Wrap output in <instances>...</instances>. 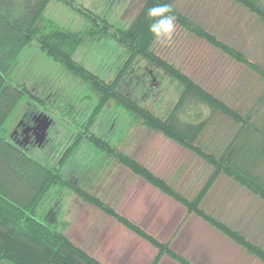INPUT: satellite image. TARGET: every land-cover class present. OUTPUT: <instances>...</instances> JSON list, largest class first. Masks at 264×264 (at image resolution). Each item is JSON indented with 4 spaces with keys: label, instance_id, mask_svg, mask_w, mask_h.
Returning a JSON list of instances; mask_svg holds the SVG:
<instances>
[{
    "label": "rangeland",
    "instance_id": "rangeland-1",
    "mask_svg": "<svg viewBox=\"0 0 264 264\" xmlns=\"http://www.w3.org/2000/svg\"><path fill=\"white\" fill-rule=\"evenodd\" d=\"M68 1L71 2V5L66 0H49L43 17L60 29L75 32L94 27L104 29L107 23L126 29L142 6V0ZM173 6L192 23L216 35L222 42L241 51L247 59L264 68V24L243 6L235 3L234 0H174ZM154 51L156 55L173 64L207 90L223 95L229 103H233L232 101L237 99L240 106L250 105V101L252 102L262 87V81L255 74L176 22L171 42L157 40ZM73 58L90 71L100 75L105 81L111 80L117 69L116 65H121L125 61L122 48L118 47L116 42L111 39L100 41L87 39L77 49ZM146 66L143 61L138 62L135 66L136 73ZM156 73L158 86L162 89L159 93L152 90L147 93V96L142 95L143 90L139 89L136 82H131L135 86L134 88L125 85L124 91L149 110L160 114L166 111L163 108L165 103L174 99L177 84L161 71ZM9 77L13 82L26 84L30 92L41 101L40 105L34 104L26 98L19 101L6 124L9 135L11 136L21 121H30L32 115L43 114L52 120L53 125L47 129V137L51 139L48 145L44 148L31 147L28 151L43 161L52 155L53 147L58 142L57 133L59 136L65 133V125L62 122L65 113L71 109L75 110V108L83 109L85 111L81 114L83 117L89 112L93 102H97L99 98L94 95V100L92 98L82 99L86 93L82 83L69 71L62 68L55 59L42 52L36 44L29 45L20 52ZM236 127L227 117L216 113L213 116V121L205 129L200 143L207 144L208 149L210 147L216 152H221ZM93 130L109 142L114 143L118 150L131 156H140V152L145 151L148 154L147 162L151 163L154 168L161 164L167 170L174 168L177 171L179 167V171H181L184 169L181 164L188 163L190 171L183 170L182 175L179 174V171L178 175L175 172V178H173L175 186L177 184L176 190L188 198L195 195L211 172V167L206 162L193 153L187 152L186 149H181L182 147L180 148L178 144L177 146L166 143V141L162 143L160 140H156L160 139L162 135L142 127L140 121L131 125L126 111L113 102L108 103L99 114ZM262 168L264 170V167ZM64 172L68 178L77 181L107 203L116 196L115 187L123 186L126 181V185L119 189V192L124 196L130 195L131 197L133 193L135 195L142 194L139 202L128 204L137 213H141L140 215L144 213L145 219V215L148 214V217L157 220L153 224L159 231L160 228L163 230L165 228V232H169L180 219L185 218L184 211L187 209L181 203L176 202L162 191L160 192L163 195L158 192L154 193L157 188L152 184L132 174L119 164L109 162L86 143L80 144L67 162ZM262 175L264 177V173ZM107 177L109 180H106V183L104 181ZM108 186L110 187L108 188ZM137 188L140 190L135 191ZM146 188L149 190L146 191ZM209 191L204 201L205 208L209 210L216 208L215 215L217 217H220L223 222H228L231 227L239 230L264 248V202L249 194L244 188L224 175L216 179ZM165 195L182 207L167 199ZM113 201L115 202V199ZM48 204L49 210L45 211L52 216L53 223L58 226L65 223L64 233L67 237L84 251L89 252L93 249L95 253H100L96 257L103 261L104 259L108 260V263L111 261L103 255L104 252L106 255L109 254L110 258L116 259L117 253H121V250L131 256L136 253L134 254L136 257L139 251L142 255V259H137L139 264H153L158 255L157 251L156 255H153L155 247L149 242L132 235L126 237L127 233L120 227L123 226L121 223L95 206L84 202L67 188L61 189L57 198ZM207 227L205 226V229L196 238L199 241L204 240L207 242L206 244L209 242L214 244V247L207 246L205 249L210 254V261L207 264H264L227 237L214 231V228L209 227L208 229ZM87 230L90 235L89 241H87ZM189 233L187 235L191 237ZM189 240L192 238L187 239V241ZM218 248L225 259H222L220 252L215 251ZM103 250L105 251L103 252ZM216 255L219 258L221 256L219 263V258L212 259ZM163 256L165 255H162L156 264ZM166 260L161 264H174V262L179 264L168 256Z\"/></svg>",
    "mask_w": 264,
    "mask_h": 264
},
{
    "label": "trees",
    "instance_id": "trees-1",
    "mask_svg": "<svg viewBox=\"0 0 264 264\" xmlns=\"http://www.w3.org/2000/svg\"><path fill=\"white\" fill-rule=\"evenodd\" d=\"M66 1L71 5L70 1ZM173 1L142 0V6L126 29L107 23L104 29L94 27L75 32L60 29L43 17L49 0H0V263L102 264L67 237L64 233L65 223L60 226L54 224L52 216L45 211L48 203L57 198L61 189L67 188L84 202L95 206L154 246L158 255L153 264L162 255L171 257L179 264H191L173 252L168 244L159 242L118 214L99 196L67 177L65 166L82 143L88 144L109 162H115L145 179L159 191L181 203L188 213L195 214L264 263L262 246L201 207L209 188L221 175L264 202V68L247 59L241 51L222 42L216 35L192 23L173 6ZM234 2L264 24V0ZM161 4L170 7L177 24L218 48L262 81V87L250 101V105L240 106L235 100L229 103L223 95L207 90L173 64L156 55L154 45L157 40L149 31V25L160 17H150L148 12ZM87 39H111L122 48L125 61L116 65L117 69L111 80L105 81L73 58ZM33 44L82 83L86 89L82 99H93L94 95L99 97L83 117V109L75 108L65 113L62 121L65 133L59 136L60 140L57 139L52 155L44 161L31 155L29 149L16 144L6 127L21 99L41 104L26 84L13 82L9 77L20 52ZM141 61L148 67L136 73L135 66ZM159 71L177 84L174 99L165 103L163 108L166 111L160 113L164 115L154 113L124 91L125 85L134 88L131 82H136L139 89L143 90L142 95L147 96L152 90L159 93L162 90L156 79V72ZM110 102L126 111L131 125L140 121L142 127L160 133L162 137L193 153L211 167L210 174L193 197L188 198L177 192L171 184L152 173L143 163L118 150L114 143L93 130L97 117ZM216 113L227 117L237 126L221 152L210 147L208 149L207 144L200 143Z\"/></svg>",
    "mask_w": 264,
    "mask_h": 264
},
{
    "label": "crops",
    "instance_id": "crops-1",
    "mask_svg": "<svg viewBox=\"0 0 264 264\" xmlns=\"http://www.w3.org/2000/svg\"><path fill=\"white\" fill-rule=\"evenodd\" d=\"M236 101H237V99H236ZM156 140H160V142H162V143H164L166 141V143H171V144L177 145L175 142H173L171 140H168V139H166L164 137H160V139H156ZM181 149H183V148H181ZM140 154H141L140 156H138V155L134 156L133 154L132 155H133V157L135 159H137L138 161H140L141 163H143L152 173H154L155 175L163 178L165 181H167L169 184H171L172 187L176 190L177 184L175 186V184L173 182V178H175L174 177V175H175L174 173L176 172V174H177V172L179 171V167L177 168L178 169L177 171L174 168L167 170L165 168V166H163L161 164L160 165H157V166L154 165L156 167V168H154L153 165H151V163L149 164V162H147V158H148L147 156H148V154L145 151L144 152H140ZM181 166L184 169H182L181 171H179L180 172L179 173L180 175H182L183 170L190 171V168H189V164L188 163H185L184 162V163L181 164ZM187 175H189V174H187ZM106 180H109V177H107L104 182H106ZM137 181H139V180H137ZM124 185H126V181H124L123 186H120L119 187V185H117L115 187L117 194H116L115 197L112 198V200H109V203H108L109 205H111L114 208V210L118 214H120L123 217L127 218L130 222L134 223L135 225L139 226L141 229H143L144 231H146L148 234H150L152 237H154L155 239H157L159 242L168 244V246L170 247V249L173 252H175L179 256L183 257L184 259H186L191 264H207L210 261V257H209L210 254H208L209 252L207 250H205V249H206L207 246H211V247L213 246L214 247V244L212 242H209L208 244H206L207 242H205L204 240L199 241L196 238L198 237L199 233L201 234V232L205 229V226H208L207 227L208 229H209V227L211 229H213L214 227H212L211 225H209L207 222L203 221L201 218H199L195 214H193V213H187V211H184L185 218L183 220L180 219V221L176 224V226L173 229H171L169 232H165V230H166L165 228H164V230L162 228H160V231H159V230L156 229L157 226H155L153 224V223L157 222V220H154L152 217L151 218L148 217L147 216L148 214L145 215V217H146V219H145L143 217L144 213H143V215H140L141 213L140 214L137 213L135 211V209H132V207H130V205L128 204V203H130L132 205V203H134V202H139L141 200L140 196L142 194H136L135 195V193H133V196L132 197L130 195H127L128 197L126 195L124 196L121 192H119L120 191L119 189H122V187H124ZM109 187L110 186H108V188ZM139 190H140L139 188L135 189V191H139ZM148 190L146 188V191H148ZM153 190H155V189H153ZM210 191L212 192V190H210ZM157 192L160 193L161 195H163L159 190L156 189L154 191V193H157ZM207 196H208V193L204 197V199L202 200L201 207L207 213L213 215L218 220L222 221V219L220 217H217V215H215L216 212H217V209L216 208H211V210L205 208L204 201H205V198ZM165 197H167V196L165 195ZM113 199H115V202L113 201ZM167 199L172 200L169 197H167ZM174 203H176V202H174ZM177 205L181 206L180 204H177ZM158 217H159V215H158ZM148 218L150 220H147ZM224 223L228 224V222H226V221ZM228 225H230V224H228ZM120 227L123 228L122 230H124L125 233H127L126 234V237H128L129 235H132L133 237L135 236L136 238L142 240L141 238L137 237L132 232H130L129 230H127L126 228H124L123 226H120ZM214 231H216L220 235H223L221 232H219L216 229ZM124 232H123V234H124ZM188 233L191 235V237L189 235H187ZM86 235H87V241H89L90 240V235H89L88 230L86 232ZM223 236H225V235H223ZM129 237H131V236H129ZM187 237L188 238H192V240L187 241V239H188ZM201 245H203V246H201ZM103 247H104V245H103ZM110 249H112V248H110ZM153 249H154L153 255H156V251L157 250L155 248H153ZM88 250H89V248H88ZM104 251L105 250H103V252ZM118 251H120V250H118ZM215 251L220 252V249L218 248ZM86 252L89 255L95 257L102 264H133V263L134 264H139L137 262V259H142V255H141V253L139 251L137 252L138 254H137V257H136V256H134V254H136V253H133L132 256H131V254H129V253L127 254V253H125V251H122L121 250V253H119V254L117 253L116 259L113 258V257L110 258L111 256L109 257V254L106 255V252H104L103 255L106 256V258L108 257L111 260V261H109L110 263H108L107 262L108 260H105L104 259V261H103V260L99 259L98 257H96V255H100V253L99 254L95 253L93 251V249H91V251L89 250V252L88 251H86ZM111 254H112V250H111ZM103 255H101V256H103ZM212 255H214V254H212ZM220 255L222 256V259H225V256L223 255V253L220 252ZM221 256H220V258H221ZM166 258H167L166 255L163 256L161 258V260L159 261L158 264H161L162 261H167ZM218 258L219 257H217V255L212 257V259H216V260ZM220 258L218 259V263L220 262ZM174 264H176V262H174Z\"/></svg>",
    "mask_w": 264,
    "mask_h": 264
},
{
    "label": "clouds",
    "instance_id": "clouds-1",
    "mask_svg": "<svg viewBox=\"0 0 264 264\" xmlns=\"http://www.w3.org/2000/svg\"><path fill=\"white\" fill-rule=\"evenodd\" d=\"M150 17L159 16L149 25V31L153 37L161 42H171L175 31V16L167 4H161L149 9Z\"/></svg>",
    "mask_w": 264,
    "mask_h": 264
},
{
    "label": "flooded vegetation",
    "instance_id": "flooded-vegetation-1",
    "mask_svg": "<svg viewBox=\"0 0 264 264\" xmlns=\"http://www.w3.org/2000/svg\"><path fill=\"white\" fill-rule=\"evenodd\" d=\"M36 117L37 116L32 115L30 121L28 122L21 121L18 124L17 129L11 134V139L16 144L22 146L24 149L27 150L30 149L31 147H38V144L36 143L37 131H35L34 129H29V127L33 128L36 124H38V122L36 121ZM51 125H53V123H51ZM26 128H28L29 130H27ZM58 138H59V134L57 133V139ZM49 140L51 139L47 137V140L45 139L44 142L45 144H42L40 148H44V146L48 145Z\"/></svg>",
    "mask_w": 264,
    "mask_h": 264
},
{
    "label": "water",
    "instance_id": "water-1",
    "mask_svg": "<svg viewBox=\"0 0 264 264\" xmlns=\"http://www.w3.org/2000/svg\"><path fill=\"white\" fill-rule=\"evenodd\" d=\"M36 121L38 122V124H36L33 128L29 127V129H34L35 131H37L36 143L38 144V146H41L45 142L47 129L50 127L52 120L48 116L39 114L36 117ZM26 129L29 130L28 128Z\"/></svg>",
    "mask_w": 264,
    "mask_h": 264
}]
</instances>
